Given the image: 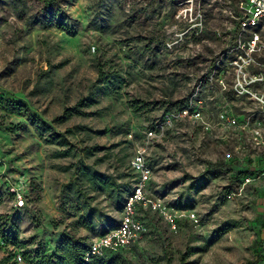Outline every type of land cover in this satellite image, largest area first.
<instances>
[{
    "label": "rangeland",
    "instance_id": "374dc122",
    "mask_svg": "<svg viewBox=\"0 0 264 264\" xmlns=\"http://www.w3.org/2000/svg\"><path fill=\"white\" fill-rule=\"evenodd\" d=\"M234 14L235 0H0L4 264L87 248L137 186L142 232L104 262L264 264V59Z\"/></svg>",
    "mask_w": 264,
    "mask_h": 264
},
{
    "label": "built area",
    "instance_id": "2783aa9c",
    "mask_svg": "<svg viewBox=\"0 0 264 264\" xmlns=\"http://www.w3.org/2000/svg\"><path fill=\"white\" fill-rule=\"evenodd\" d=\"M237 16L232 17L237 22L240 31L249 32L248 46L250 54L260 55L264 59V0H235ZM241 60V59H240ZM238 63V62H237ZM264 82V71L253 77V83ZM243 85H239L242 90ZM254 98L264 107V95ZM235 123V120L232 119ZM131 168L140 173L142 181L148 178V171H145L141 158L137 155L131 161ZM144 200L141 186H137L124 206V213L118 228L111 233L105 234L92 241L89 245L85 260L90 257H103L106 254H114L122 249L128 248L138 238L143 227L135 221L134 207ZM15 206L20 209L24 207V194L20 191L15 192ZM21 261V256L16 258Z\"/></svg>",
    "mask_w": 264,
    "mask_h": 264
},
{
    "label": "trees",
    "instance_id": "16d2710c",
    "mask_svg": "<svg viewBox=\"0 0 264 264\" xmlns=\"http://www.w3.org/2000/svg\"><path fill=\"white\" fill-rule=\"evenodd\" d=\"M88 250L89 246L87 248L83 247L79 241L72 244L70 241L65 240L57 248L54 256L51 258H43L39 264H96V262L98 264H116V259H109L104 262L106 258L116 253L106 254L103 257H90L86 261L85 258ZM0 264H4L3 260H0Z\"/></svg>",
    "mask_w": 264,
    "mask_h": 264
}]
</instances>
